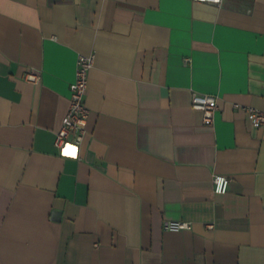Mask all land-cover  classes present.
I'll return each mask as SVG.
<instances>
[{"label":"crops","instance_id":"0c3cea01","mask_svg":"<svg viewBox=\"0 0 264 264\" xmlns=\"http://www.w3.org/2000/svg\"><path fill=\"white\" fill-rule=\"evenodd\" d=\"M79 54L87 133L59 147ZM194 93L217 96L212 124ZM246 107L264 110V0H0V264H264Z\"/></svg>","mask_w":264,"mask_h":264},{"label":"built area","instance_id":"2783aa9c","mask_svg":"<svg viewBox=\"0 0 264 264\" xmlns=\"http://www.w3.org/2000/svg\"><path fill=\"white\" fill-rule=\"evenodd\" d=\"M221 4L223 0H195ZM94 64V54H79L77 59L76 78L71 84V105L68 112L62 118L60 128L56 132L55 144L59 147L64 146L69 141L80 144L87 133V121L90 109L86 104L85 98L88 90L89 74ZM26 78L36 80L37 76L27 73ZM192 105L195 109L203 111V120L206 124H212L214 114L218 109L217 96L213 94L194 93L192 96ZM252 117L254 124L264 122V110L253 107L245 108ZM230 178L223 174L213 176L214 191L216 193H226L229 189ZM212 226V224H210ZM167 229L190 228L191 224L187 221L175 220L166 223Z\"/></svg>","mask_w":264,"mask_h":264}]
</instances>
